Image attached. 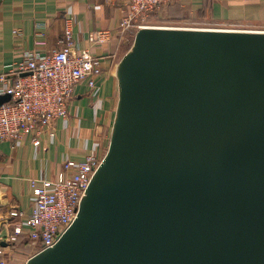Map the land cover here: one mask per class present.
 Listing matches in <instances>:
<instances>
[{"label":"water","instance_id":"1","mask_svg":"<svg viewBox=\"0 0 264 264\" xmlns=\"http://www.w3.org/2000/svg\"><path fill=\"white\" fill-rule=\"evenodd\" d=\"M116 78L77 218L26 264H264V31L141 28Z\"/></svg>","mask_w":264,"mask_h":264},{"label":"crops","instance_id":"2","mask_svg":"<svg viewBox=\"0 0 264 264\" xmlns=\"http://www.w3.org/2000/svg\"><path fill=\"white\" fill-rule=\"evenodd\" d=\"M125 11L126 0H0V75L26 52L60 49L67 20L74 25L77 46L89 48L95 56L116 55L103 62L104 73L94 88L86 81L76 87L70 117L53 124L55 136L43 134L40 146L34 145L35 133L19 142L0 143V211L16 207L23 214L11 220L21 224L24 233L6 248L9 264H26L39 251L28 244L26 219L35 201L31 180L56 181L66 162H83L90 154L103 160L108 151L118 102L116 69L134 36L117 33L102 48L91 47L87 37L98 29L116 32ZM159 16L165 24L154 26L180 20L196 26L186 28L264 31V0H182L162 8ZM11 233L12 228H3L4 235Z\"/></svg>","mask_w":264,"mask_h":264},{"label":"built area","instance_id":"3","mask_svg":"<svg viewBox=\"0 0 264 264\" xmlns=\"http://www.w3.org/2000/svg\"><path fill=\"white\" fill-rule=\"evenodd\" d=\"M181 1L126 0V11L117 31L98 29L88 35L87 41L91 47L102 48L117 33L135 37L141 28L160 27L149 23L151 14ZM61 44L60 49L44 54L26 52L23 60L7 66L6 73L0 75L1 95L11 97L0 106V143L19 142L35 133L34 145L40 146L43 134L55 136L53 124L70 117V103L76 87L86 81L94 88L104 73L103 62L116 58L112 54L95 56L89 48L77 46L71 20L66 21ZM101 162L95 154H90L83 162H66L56 181L31 180L35 201L34 209L26 219L29 246H38L39 251L52 247L74 223L81 200ZM22 216L16 207L9 212L0 211V264H9L6 248L18 243V236L24 233L21 224L13 226L11 222ZM5 227L12 228L10 235L3 234Z\"/></svg>","mask_w":264,"mask_h":264},{"label":"rangeland","instance_id":"4","mask_svg":"<svg viewBox=\"0 0 264 264\" xmlns=\"http://www.w3.org/2000/svg\"><path fill=\"white\" fill-rule=\"evenodd\" d=\"M167 7V6H166ZM165 19L163 18V20H159V21H150V19H149V23L151 24V25H153V24H155V23H157V24H159V25H163V24H165ZM175 25H177V26H180V27H196V26H194L193 24H184V23H182V22H180V23H171L170 25H168V26H165V27H177V26H175ZM133 40H134V38H133ZM133 40L131 41L132 43H133ZM131 45V44H130ZM25 249V248H24ZM31 255V254H30ZM27 257L28 256H26L25 257V261H26V259H27Z\"/></svg>","mask_w":264,"mask_h":264},{"label":"trees","instance_id":"5","mask_svg":"<svg viewBox=\"0 0 264 264\" xmlns=\"http://www.w3.org/2000/svg\"><path fill=\"white\" fill-rule=\"evenodd\" d=\"M174 4L176 5V3H173V4L169 5V6H170V7L175 6ZM159 12H160V11L151 14V16H150V21H153V20H154V21L163 20V18L159 16ZM167 22H169V23H179L180 20H173V21H169V20H167ZM12 225L14 226V223H13V222H12Z\"/></svg>","mask_w":264,"mask_h":264}]
</instances>
